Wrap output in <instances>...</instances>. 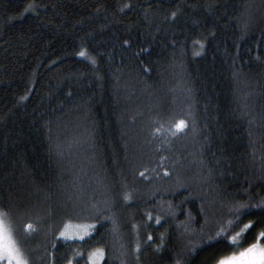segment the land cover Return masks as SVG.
Returning a JSON list of instances; mask_svg holds the SVG:
<instances>
[{"label":"trees","instance_id":"1","mask_svg":"<svg viewBox=\"0 0 264 264\" xmlns=\"http://www.w3.org/2000/svg\"><path fill=\"white\" fill-rule=\"evenodd\" d=\"M0 209L30 264H215L248 221L256 242L264 0H0Z\"/></svg>","mask_w":264,"mask_h":264},{"label":"snow or ice","instance_id":"2","mask_svg":"<svg viewBox=\"0 0 264 264\" xmlns=\"http://www.w3.org/2000/svg\"><path fill=\"white\" fill-rule=\"evenodd\" d=\"M172 15L175 16V13H172ZM80 55L83 56L85 53L82 51ZM184 126L185 121L183 120L175 124L177 131L183 129ZM157 131H159V129H157ZM173 134L175 135V133ZM141 175H143V173H141ZM124 199L129 200L131 197L126 193ZM97 211L101 210L97 209ZM236 211L238 213L239 209H236ZM250 225H252V221H248L247 224L243 225L240 231L235 232L231 236L224 237L228 249H239V251L218 254L215 259V264H264V245L260 243L261 240H264V230L257 233L256 242L248 244L246 247L242 244V233L249 231ZM34 230V225L32 223L23 225V234L25 237ZM60 235L66 236V233L61 232ZM216 236L220 237L221 232H217ZM149 239L151 238L149 237ZM209 239H215V237H209ZM157 247H159V245ZM139 248L140 245L137 244V251ZM0 264H29L25 252L22 249V242L17 235L16 226L13 223L10 209H0ZM69 264H71V261H69Z\"/></svg>","mask_w":264,"mask_h":264},{"label":"rangeland","instance_id":"3","mask_svg":"<svg viewBox=\"0 0 264 264\" xmlns=\"http://www.w3.org/2000/svg\"><path fill=\"white\" fill-rule=\"evenodd\" d=\"M68 219L70 221H68ZM78 219H79V213L78 212L72 213V215H70L68 218L65 219V223L70 222L69 225L67 223L69 228L67 229V231H65L67 238H72V239L73 238H81V237L83 238L88 233V231H89L88 227H82L80 225H76V224H79ZM74 225H76V226H74ZM22 249L25 252L26 258L28 259L29 264H30V260L27 256L25 248L23 246H22ZM94 259H96V258L94 257ZM94 259H93L92 264H97L98 262L94 261Z\"/></svg>","mask_w":264,"mask_h":264}]
</instances>
